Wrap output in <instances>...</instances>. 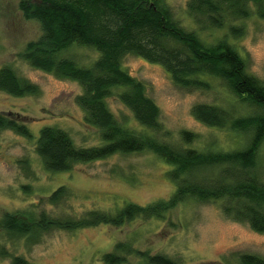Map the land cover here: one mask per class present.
Here are the masks:
<instances>
[{
  "label": "trees",
  "instance_id": "1",
  "mask_svg": "<svg viewBox=\"0 0 264 264\" xmlns=\"http://www.w3.org/2000/svg\"><path fill=\"white\" fill-rule=\"evenodd\" d=\"M19 6L26 18L37 19L43 28L42 36L27 44L22 58L34 68L79 82L83 92L76 101L86 112V122L99 130L103 140L101 145L77 146L67 130L44 125L36 144L45 167L63 172L76 163L116 153L152 151L172 166L168 175L176 189L167 199L148 205L130 202L115 212L90 210L74 217H53L45 211L39 216L5 213L0 216L2 236L32 241L53 229L118 226L141 217L162 219L190 199L221 200L227 215L264 232V181L254 173L264 141V83L247 72L246 61L233 43L244 33V27L236 22L248 19L255 11L264 18V0H190L188 10L199 30H225L213 42L181 25L164 0H20ZM73 45L92 47L100 55L92 65H80L63 55ZM128 54L161 64L178 86L188 90H210L207 78L223 81L234 100L232 106L247 105L248 114L208 103L196 104L193 114L208 126L229 127L245 134L246 145L234 150H200L159 139L155 132L161 130L160 108L147 95L145 83L123 67ZM0 91L24 97L39 95L41 88L6 64L0 68ZM112 96L133 112L146 131L118 121L107 101ZM4 129L32 137L26 122L0 113V131ZM197 137L195 132H182L185 143ZM67 188H57L49 201L59 204L67 197ZM0 252L8 255L6 247ZM131 255L138 256L140 264H178L165 254L138 249L130 241L118 242L102 260L105 264H126ZM242 262L264 264V258L245 254ZM14 264L28 261L15 256Z\"/></svg>",
  "mask_w": 264,
  "mask_h": 264
},
{
  "label": "rangeland",
  "instance_id": "2",
  "mask_svg": "<svg viewBox=\"0 0 264 264\" xmlns=\"http://www.w3.org/2000/svg\"><path fill=\"white\" fill-rule=\"evenodd\" d=\"M164 1L181 25L205 40L213 42L223 35L224 29L199 30L188 10L190 0ZM19 3L20 0H0V68L11 65L18 75L37 83L41 92L16 97L0 91V113L26 122L32 133V137H26L11 129L0 131V216H39L45 211L53 217H74L90 210L115 212L130 202L148 205L169 198L176 189L168 175L172 166L152 151L116 153L76 163L63 172L45 167L36 144L44 125L67 130L77 146L101 145L103 140L99 130L86 122V112L76 101L83 92L79 82L34 68L22 58L27 44L38 40L43 28L37 19L26 18ZM236 23L244 27V33L233 43L246 61L247 72L264 83V18L255 11ZM63 55L90 66L100 53L92 47L73 45ZM122 64L145 83L147 95L158 104L161 130L155 135L162 141L200 150H234L246 145L245 134L229 127L208 126L193 114L198 103L248 114L247 105L232 106L234 100L220 79L207 78L212 85L210 90H188L178 86L161 64L134 54L125 56ZM107 101L119 122L139 132L145 130L119 98L112 96ZM185 130L198 137L185 143ZM255 169L254 173L264 181V141ZM61 186L68 187L67 197L59 204L51 203V194ZM223 204L221 200L190 199L169 210L162 219L141 217L118 226L53 229L32 241H13L0 234V249L8 250V255L0 252V264H14L15 256L25 258L28 264H105L103 255L121 241L133 242L136 248L154 254H165L178 264H243L245 254L264 258V232L227 215ZM126 264H140L138 256L131 255Z\"/></svg>",
  "mask_w": 264,
  "mask_h": 264
}]
</instances>
